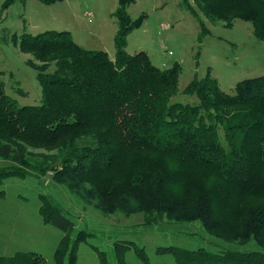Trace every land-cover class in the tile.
I'll list each match as a JSON object with an SVG mask.
<instances>
[{"label":"trees","instance_id":"trees-1","mask_svg":"<svg viewBox=\"0 0 264 264\" xmlns=\"http://www.w3.org/2000/svg\"><path fill=\"white\" fill-rule=\"evenodd\" d=\"M135 1L119 0L114 59L81 47L69 31L16 38L37 61L43 96L38 105H18L0 86V185L8 177L37 176L104 215L142 213L147 225L200 222L216 238L261 249L157 248L177 264H264V75L238 82L229 94L208 73L184 89L197 104L177 101L179 63L161 69L146 52L126 51L128 33L141 22L127 12ZM194 2L228 27L249 21L264 42V0ZM40 200L42 221L63 231L56 264H77L91 234L75 231L47 196ZM114 247L118 264H128L130 250L145 261L132 241ZM0 264L47 263L38 253L17 252L0 256Z\"/></svg>","mask_w":264,"mask_h":264},{"label":"rangeland","instance_id":"rangeland-1","mask_svg":"<svg viewBox=\"0 0 264 264\" xmlns=\"http://www.w3.org/2000/svg\"><path fill=\"white\" fill-rule=\"evenodd\" d=\"M119 0H0V86L18 105L42 103V86L37 63L16 43L22 34L69 31L81 47L106 51L116 57ZM197 11V15L191 10ZM134 23L140 24L127 35L126 51H144L161 69L179 63L177 101L197 104V96L184 93L195 78L210 73L219 87L232 94L237 83L264 75V42L253 32L249 21L236 19L232 26L213 21L194 0H136L127 7ZM52 70V68L50 69ZM0 256L17 252L38 253L47 264H56L55 250L63 231L45 224L40 215V195L55 203L75 225V231L91 235L78 250L77 264H118L114 244L132 241L143 248L145 261L134 250L126 253L128 264H177L169 253L157 248L205 249L250 252L261 250L254 242H229L209 234L200 222L144 223V214H102L94 205L84 206L70 191L53 180L37 176L8 177L0 185ZM1 195V194H0ZM65 264H68L66 260Z\"/></svg>","mask_w":264,"mask_h":264}]
</instances>
